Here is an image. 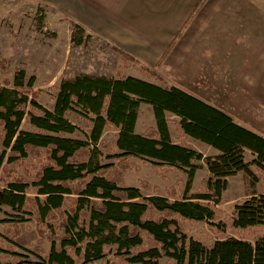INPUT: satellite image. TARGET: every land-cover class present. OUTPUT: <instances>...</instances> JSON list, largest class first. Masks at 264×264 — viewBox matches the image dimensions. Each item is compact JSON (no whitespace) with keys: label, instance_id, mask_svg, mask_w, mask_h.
Returning a JSON list of instances; mask_svg holds the SVG:
<instances>
[{"label":"trees","instance_id":"obj_1","mask_svg":"<svg viewBox=\"0 0 264 264\" xmlns=\"http://www.w3.org/2000/svg\"><path fill=\"white\" fill-rule=\"evenodd\" d=\"M205 2L196 5L156 67ZM70 26L72 43L86 45L85 29ZM113 49L123 59L115 75L63 79L48 89L56 92L52 110L41 103L36 76L12 74L0 50V68L13 75L0 78V210L7 207L9 215L0 219V240L8 242L0 250L14 256L12 264H264V193L231 211L219 206L228 177L252 172L246 150L264 170V136ZM129 63L155 81L126 75ZM143 102L151 104L155 125L139 134ZM189 139L219 154L204 157ZM136 158L157 167L168 184L164 193L157 185L144 193L151 188L145 179L127 184L128 171L142 170ZM196 159L209 168L208 188L192 191ZM168 171L176 172L175 182ZM21 221L33 222L38 234L27 254L14 249ZM201 222L207 227L189 235L187 223Z\"/></svg>","mask_w":264,"mask_h":264},{"label":"rangeland","instance_id":"obj_2","mask_svg":"<svg viewBox=\"0 0 264 264\" xmlns=\"http://www.w3.org/2000/svg\"><path fill=\"white\" fill-rule=\"evenodd\" d=\"M49 17V9L32 0H0V50L9 59L8 69L12 74L24 70L27 77L35 75V87L41 92V103L52 110L54 104L51 98L56 92L52 94L48 89L59 85L73 68L70 49L73 43L67 41L65 31L50 26ZM73 45L74 49L81 47ZM12 74L0 68V78L13 77ZM171 80L264 136V0H226ZM142 112L141 117L145 118L142 126H153L151 106L143 104ZM168 115L173 116L170 112ZM75 123L82 127L81 121L76 120ZM172 133L178 135L174 129ZM188 143L204 157L219 154L216 148L206 143L192 139ZM255 156L250 150L244 152L252 172L241 169L228 177V186L219 205L226 211H231L237 203L254 194L264 193V170L251 163ZM135 160L142 170L128 171L127 184L139 186V179H145L150 182L151 188L144 193L153 192L155 185L164 193L168 184L157 175V167L143 162L141 158ZM195 163L198 167L191 190L207 189L209 168L206 161L196 159ZM167 173L172 177V183L175 182L176 172ZM6 208L3 206L0 210V219L9 217L3 212ZM3 224L0 222L1 233L4 232ZM19 225L22 234L17 238L19 245L14 249L27 254L30 243H36L38 234L33 222L21 221ZM186 227L189 235H195L197 228H206L207 223L201 222L196 226L187 223ZM7 243L0 240V245ZM45 248L50 249L49 242H46ZM13 260L11 253L0 250V264H12ZM161 261L166 263V258Z\"/></svg>","mask_w":264,"mask_h":264},{"label":"crops","instance_id":"obj_3","mask_svg":"<svg viewBox=\"0 0 264 264\" xmlns=\"http://www.w3.org/2000/svg\"><path fill=\"white\" fill-rule=\"evenodd\" d=\"M32 1L49 9L50 26L56 30L65 31L67 41H72L74 29L70 26L71 22L81 25L89 35V38H83L87 41L86 47L74 49L75 46L71 45L73 68L69 70L65 79H72L79 74L113 77L123 64L121 53L113 49L117 47L143 65L155 69L170 84L183 88L171 82V79L176 77L213 16L226 0H206L159 67H156L157 62L177 33L184 27L200 0ZM124 73L143 80L155 81L135 69L132 63H129ZM143 104L148 103L143 102ZM143 104L139 108L135 127V131L139 134L147 128L142 126L145 120L141 117ZM148 105L151 106V104ZM152 116L155 118L154 111ZM152 125H155V121ZM247 127L255 130L251 126ZM173 129L176 131L175 128H171V133Z\"/></svg>","mask_w":264,"mask_h":264}]
</instances>
